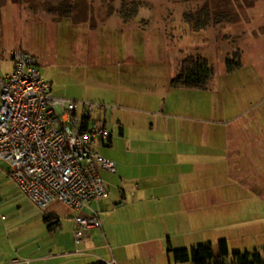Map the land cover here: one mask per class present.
I'll list each match as a JSON object with an SVG mask.
<instances>
[{"label": "rangeland", "instance_id": "1", "mask_svg": "<svg viewBox=\"0 0 264 264\" xmlns=\"http://www.w3.org/2000/svg\"><path fill=\"white\" fill-rule=\"evenodd\" d=\"M0 7H5L0 10V74L7 69L9 50L29 53L53 97L74 101L78 113L82 103H89L91 120L107 122L113 145L101 156L114 163L123 146L121 115L132 119L130 127L137 123L136 129L162 105L167 111L190 105V110L204 109L201 116L224 119L230 107H246L264 96V0H0ZM133 7L136 15L126 20ZM194 55L213 70L207 90L171 88L180 62ZM226 60L239 61L240 67L227 73ZM140 131L149 135L145 128ZM103 177L109 185L107 172ZM223 197L228 199L216 211V234L204 233L200 244H210L216 256L218 242L225 240L224 264H236V252L256 251L264 259V193L238 188ZM0 207L6 220L30 216V207L40 213L2 172ZM50 209L61 217L68 213L60 203L46 214ZM169 238L173 248L197 246L190 247L193 241L184 236Z\"/></svg>", "mask_w": 264, "mask_h": 264}, {"label": "crops", "instance_id": "2", "mask_svg": "<svg viewBox=\"0 0 264 264\" xmlns=\"http://www.w3.org/2000/svg\"><path fill=\"white\" fill-rule=\"evenodd\" d=\"M15 51H8L0 77L11 72ZM189 106L167 111L162 105L137 129L121 115L123 146L115 173H107L109 185L106 172H99L108 196L90 203L100 227L88 230L78 243L74 218L88 215L87 209L77 213L66 207L61 217L53 209L46 214L51 204L40 213L30 207V216L6 220L0 207V264H175L167 252L173 248L169 237L184 236L193 247L203 243L204 233L216 234V211L228 199L223 194H236L238 188L264 193V96L246 107L225 109L231 115L224 119L206 118L200 115L204 109L191 112ZM110 132L107 142L94 147L100 156L113 145ZM1 172L9 179L2 164ZM180 248L186 247L173 249Z\"/></svg>", "mask_w": 264, "mask_h": 264}, {"label": "built area", "instance_id": "3", "mask_svg": "<svg viewBox=\"0 0 264 264\" xmlns=\"http://www.w3.org/2000/svg\"><path fill=\"white\" fill-rule=\"evenodd\" d=\"M93 105L55 98L30 54H12L11 72L0 77V164L18 190L38 210L60 203L88 215L74 218V241L100 227L90 203L107 198L99 172L115 173L113 161L94 149L110 136L91 120ZM105 264H113V261Z\"/></svg>", "mask_w": 264, "mask_h": 264}, {"label": "trees", "instance_id": "4", "mask_svg": "<svg viewBox=\"0 0 264 264\" xmlns=\"http://www.w3.org/2000/svg\"><path fill=\"white\" fill-rule=\"evenodd\" d=\"M136 7L132 8L131 15L126 16V20L136 15ZM121 19V9L118 12ZM131 18V19H132ZM240 67L239 61H225V70L231 73ZM213 76V70L209 62L200 55L187 56L179 64V75L170 80V87L174 89H199L208 87ZM47 220V218H46ZM218 255H214L210 244H199L195 248L173 249L168 247L167 252L175 264H224L223 258L228 254V246L225 240L218 242ZM236 264H264V259L256 252L233 254Z\"/></svg>", "mask_w": 264, "mask_h": 264}]
</instances>
